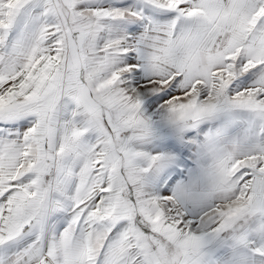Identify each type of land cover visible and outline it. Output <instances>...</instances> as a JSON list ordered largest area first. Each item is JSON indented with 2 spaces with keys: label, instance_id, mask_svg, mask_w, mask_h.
<instances>
[{
  "label": "snow or ice",
  "instance_id": "6c2138e0",
  "mask_svg": "<svg viewBox=\"0 0 264 264\" xmlns=\"http://www.w3.org/2000/svg\"><path fill=\"white\" fill-rule=\"evenodd\" d=\"M0 264H264V0H0Z\"/></svg>",
  "mask_w": 264,
  "mask_h": 264
}]
</instances>
